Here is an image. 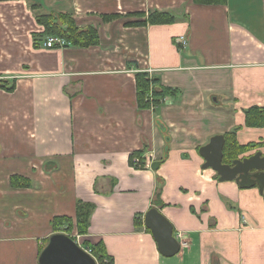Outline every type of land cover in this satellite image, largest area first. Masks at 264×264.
<instances>
[{
    "label": "crops",
    "instance_id": "crops-1",
    "mask_svg": "<svg viewBox=\"0 0 264 264\" xmlns=\"http://www.w3.org/2000/svg\"><path fill=\"white\" fill-rule=\"evenodd\" d=\"M153 10L176 20L127 24ZM51 12L94 27L98 42L46 47L38 17ZM141 71L174 93L139 107ZM0 79L14 85H0V264H40L64 215L73 228L61 233L103 243L97 264H264V191L220 181L199 154L235 128L264 152V127L245 119L264 106V0H0ZM79 200L94 204L85 233ZM152 207L181 243L173 256L145 227Z\"/></svg>",
    "mask_w": 264,
    "mask_h": 264
},
{
    "label": "trees",
    "instance_id": "trees-1",
    "mask_svg": "<svg viewBox=\"0 0 264 264\" xmlns=\"http://www.w3.org/2000/svg\"><path fill=\"white\" fill-rule=\"evenodd\" d=\"M198 3H215L223 0H195ZM134 15H137V19L129 20L127 24L130 25H145L147 23H172L176 19L175 15L166 11L153 10L148 13L138 12ZM114 14L109 15L110 18L114 17ZM63 21L66 27L60 26L55 22V20ZM38 21L43 25L42 33L46 36L49 34H57L66 38L73 44L79 46H88L91 44H96L98 42V33L96 29L92 26H87L85 28L80 27L75 19L67 13L56 12L53 14L40 15ZM137 80V91H138V104L141 108H150L152 106L158 105L165 96L174 93V90L170 87L164 86L161 84L160 77L150 75L149 71H141L136 75ZM0 85L6 87L10 90L14 88V85L6 86V80L0 79ZM245 119L246 124L252 127H264V106L253 105L252 107L245 110ZM236 130L233 129L231 132L224 134L226 142L224 147V162H231L233 159L237 158L239 154L246 152L250 149H253L259 146V143L250 142L245 145H240L236 140ZM132 153V157H140ZM132 158V159H133ZM141 160V158H140ZM143 159L141 160V162ZM143 163V162H142ZM217 177L218 174L216 175ZM12 184L16 187L30 186L31 182L28 178L21 175H13L11 178ZM160 192V191H159ZM77 215L76 217V226L79 233H85L86 228H88L90 215L94 209V204L88 203L86 201L79 200L77 203ZM54 224L56 231H71L73 228V219L70 216H56L54 219ZM64 226V228H62ZM45 247V246H44ZM43 247V248H44ZM42 248V249H43ZM93 255H95L100 261H104L107 257L105 247L102 242L96 243L93 247ZM42 251V250H41Z\"/></svg>",
    "mask_w": 264,
    "mask_h": 264
},
{
    "label": "water",
    "instance_id": "water-1",
    "mask_svg": "<svg viewBox=\"0 0 264 264\" xmlns=\"http://www.w3.org/2000/svg\"><path fill=\"white\" fill-rule=\"evenodd\" d=\"M225 136L215 134L210 141L199 148L203 157V168H212L220 181H235L241 188L258 186L264 191V153H254L224 162ZM159 161L152 164L158 169ZM145 227L149 228L156 239L159 252L163 256H173L180 251L181 243L174 233L171 221L156 207L145 213ZM40 264H97L96 259L82 249L76 241L65 232L55 233L40 252Z\"/></svg>",
    "mask_w": 264,
    "mask_h": 264
},
{
    "label": "built area",
    "instance_id": "built-area-1",
    "mask_svg": "<svg viewBox=\"0 0 264 264\" xmlns=\"http://www.w3.org/2000/svg\"><path fill=\"white\" fill-rule=\"evenodd\" d=\"M178 42L181 44H186L187 38H185V35L180 36L178 39ZM70 45L69 41L66 38H63L62 36H58L57 34H49L45 36L44 39V45L48 48H54V47H64L66 45ZM134 163H140V157H134L133 158ZM80 245V244H79ZM81 246V245H80ZM82 247V246H81ZM86 252H88L90 255L94 256L92 247H82ZM112 264V263H110Z\"/></svg>",
    "mask_w": 264,
    "mask_h": 264
},
{
    "label": "rangeland",
    "instance_id": "rangeland-1",
    "mask_svg": "<svg viewBox=\"0 0 264 264\" xmlns=\"http://www.w3.org/2000/svg\"><path fill=\"white\" fill-rule=\"evenodd\" d=\"M57 13H58V12H57ZM57 13H56V14H57ZM48 14H50V13H48ZM51 14H52V12H51ZM53 14H54V13H53ZM41 16H42V15H41ZM54 20H55V19H54ZM56 20H57V19H56ZM56 20H55V22H57L58 25H60V26H63V25H64V23H60V22H63V21H60V20L56 21ZM63 27H64V26H63ZM259 145H260V144H259ZM260 147H262V145H260ZM252 150H253V149H250V150H249V154H245V152H244V153H241V155L239 154L240 156H238L237 158L244 157V156H248V155L254 153V152H252ZM263 153H264V152H263ZM140 163H142V162H140ZM216 174H217V173H216Z\"/></svg>",
    "mask_w": 264,
    "mask_h": 264
},
{
    "label": "flooded vegetation",
    "instance_id": "flooded-vegetation-1",
    "mask_svg": "<svg viewBox=\"0 0 264 264\" xmlns=\"http://www.w3.org/2000/svg\"><path fill=\"white\" fill-rule=\"evenodd\" d=\"M258 148V147H257Z\"/></svg>",
    "mask_w": 264,
    "mask_h": 264
}]
</instances>
